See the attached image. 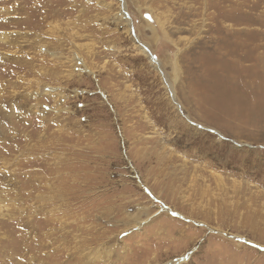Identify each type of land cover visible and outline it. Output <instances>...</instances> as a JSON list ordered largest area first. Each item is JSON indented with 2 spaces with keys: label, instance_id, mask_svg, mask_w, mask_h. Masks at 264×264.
I'll list each match as a JSON object with an SVG mask.
<instances>
[{
  "label": "rangeland",
  "instance_id": "1",
  "mask_svg": "<svg viewBox=\"0 0 264 264\" xmlns=\"http://www.w3.org/2000/svg\"><path fill=\"white\" fill-rule=\"evenodd\" d=\"M187 255L264 264V0H0V264Z\"/></svg>",
  "mask_w": 264,
  "mask_h": 264
},
{
  "label": "bare ground",
  "instance_id": "2",
  "mask_svg": "<svg viewBox=\"0 0 264 264\" xmlns=\"http://www.w3.org/2000/svg\"><path fill=\"white\" fill-rule=\"evenodd\" d=\"M121 20H123V19H121ZM146 51V50H145ZM77 57V56H76ZM230 247V246H229ZM235 247V246H234ZM233 247V248H234ZM243 249H245V248H243ZM243 249H241V250H243ZM208 250V249H207ZM206 251V250H205ZM217 251V250H216ZM221 252V251H220ZM225 253V252H224ZM238 253H241V252H238ZM203 254V253H202ZM202 254H201V256H202ZM222 254V253H221ZM256 254V253H255ZM219 255V254H218ZM190 255H187V256H185V257H182V258H180V259H178V260H176V261H174V262H171V263H169V264H181V263H183V262H185L187 259H188V257H189ZM200 256V257H201ZM203 258V257H202ZM257 258V257H256ZM255 258V259H256ZM199 258H197V260H198ZM218 259H223L220 263H218V264H247L249 261L247 260V258L246 259H243V257L242 258H238V257H234V258H232V257H230V256H228L226 259L224 258V257H222L221 255L219 256V258ZM200 260V259H199ZM200 261H202V260H200ZM204 261V260H203ZM219 261V260H218ZM250 263V262H249ZM261 263V262H260ZM259 263V261H257V263H254V264H260Z\"/></svg>",
  "mask_w": 264,
  "mask_h": 264
}]
</instances>
